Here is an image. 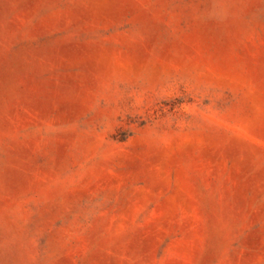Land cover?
<instances>
[{"label":"rangeland","instance_id":"374dc122","mask_svg":"<svg viewBox=\"0 0 264 264\" xmlns=\"http://www.w3.org/2000/svg\"><path fill=\"white\" fill-rule=\"evenodd\" d=\"M0 264H264V0H0Z\"/></svg>","mask_w":264,"mask_h":264}]
</instances>
